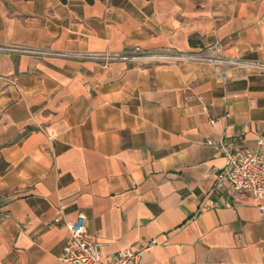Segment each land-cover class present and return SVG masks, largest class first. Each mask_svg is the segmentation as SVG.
Listing matches in <instances>:
<instances>
[{
  "label": "crops",
  "instance_id": "1",
  "mask_svg": "<svg viewBox=\"0 0 264 264\" xmlns=\"http://www.w3.org/2000/svg\"><path fill=\"white\" fill-rule=\"evenodd\" d=\"M215 42L264 64V0H0L6 47ZM222 70L0 51V264H67L65 223L80 213L105 254L155 241L140 264H264V199L214 190L223 158L205 143L264 153V71Z\"/></svg>",
  "mask_w": 264,
  "mask_h": 264
},
{
  "label": "built area",
  "instance_id": "2",
  "mask_svg": "<svg viewBox=\"0 0 264 264\" xmlns=\"http://www.w3.org/2000/svg\"><path fill=\"white\" fill-rule=\"evenodd\" d=\"M0 51H21L31 55L42 56H66L91 60L109 65L113 62L134 63L138 65L148 64H172L182 61L208 62L213 67L221 66L223 70L215 73L225 80L230 72L235 69L261 70L264 64L251 62L231 57L225 54L224 49L215 42L203 47L194 53H179L173 51H150L135 46L131 50L122 52H100L86 54L54 53L43 49L6 47L0 45ZM211 123H215L211 121ZM205 143L215 145L223 158V166L215 171L214 190L225 183L231 185L236 197L252 196L256 199H264V153L252 150L248 147L230 146L225 139L214 141L206 139ZM208 201H205L199 210L202 211ZM259 210L264 213V206L259 205ZM55 222H60L57 218ZM69 235L63 247L62 261L67 264H140V256L147 249L153 247L155 241H149L134 249H120L113 253L105 254L101 251V243L86 231V217L78 214L75 221L65 223Z\"/></svg>",
  "mask_w": 264,
  "mask_h": 264
},
{
  "label": "rangeland",
  "instance_id": "3",
  "mask_svg": "<svg viewBox=\"0 0 264 264\" xmlns=\"http://www.w3.org/2000/svg\"><path fill=\"white\" fill-rule=\"evenodd\" d=\"M43 50H48V49H43ZM50 51V50H48ZM54 52V51H51ZM54 53H67V52H54ZM71 54H78V53H71ZM37 56H42V55H37ZM54 56H58V57H66V56H60V55H54Z\"/></svg>",
  "mask_w": 264,
  "mask_h": 264
}]
</instances>
